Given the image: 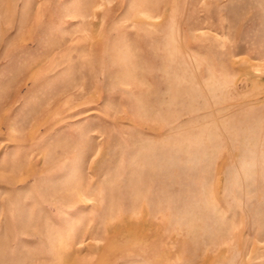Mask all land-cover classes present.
<instances>
[{
    "label": "rangeland",
    "instance_id": "374dc122",
    "mask_svg": "<svg viewBox=\"0 0 264 264\" xmlns=\"http://www.w3.org/2000/svg\"><path fill=\"white\" fill-rule=\"evenodd\" d=\"M0 264H264V0H0Z\"/></svg>",
    "mask_w": 264,
    "mask_h": 264
}]
</instances>
